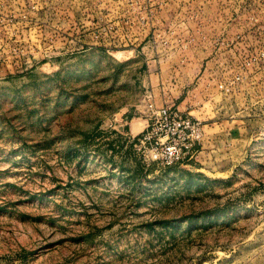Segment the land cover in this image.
Wrapping results in <instances>:
<instances>
[{
	"label": "rangeland",
	"instance_id": "obj_1",
	"mask_svg": "<svg viewBox=\"0 0 264 264\" xmlns=\"http://www.w3.org/2000/svg\"><path fill=\"white\" fill-rule=\"evenodd\" d=\"M67 8L77 26L116 10L130 42L82 45L56 14ZM40 12V44L0 28V264H264V108L245 109L248 91L264 93V0H44ZM162 29L168 94L210 102L198 156L172 167L142 162L131 141L153 68L141 57ZM236 73L238 90L220 94ZM214 101L233 113L212 124Z\"/></svg>",
	"mask_w": 264,
	"mask_h": 264
},
{
	"label": "built area",
	"instance_id": "obj_2",
	"mask_svg": "<svg viewBox=\"0 0 264 264\" xmlns=\"http://www.w3.org/2000/svg\"><path fill=\"white\" fill-rule=\"evenodd\" d=\"M70 3H74L75 0H69ZM44 4V0H31L28 4H20L19 16L14 15L13 10L1 11L2 5H0V28L4 25L8 29L13 30L14 38L11 41H17L16 31L18 27H21L24 31V41L26 44H40L44 39V19L42 18L41 10ZM76 10V9H75ZM117 15L113 18L109 17L104 23L99 20H94L91 15L83 11L84 17L79 18L77 26V18L74 9L72 11L67 8L66 11H59V16H64L67 26L66 30L80 29L82 31L83 39L80 41L82 45L92 43L112 44L115 45V41L120 37L123 38L118 43L130 42V37L127 34L128 30L125 23L128 20L122 17L119 19V13L113 10ZM32 13H38L40 15H32ZM154 13V12H153ZM90 17V18H89ZM116 18V20H115ZM118 20V21H117ZM119 21L123 22L121 25L117 24ZM53 28L59 29L61 24L52 25ZM31 31H36V35L30 34ZM66 35L65 43H70L74 40L69 39ZM151 47L154 51L153 59L159 60L157 54V43H160L165 49H168V29H162L152 33ZM136 37L133 38L135 40ZM6 45V44H5ZM4 45V46H5ZM11 45V42H8ZM29 46V45H28ZM129 52H134V48L129 49ZM4 52V47L0 50V53ZM20 52H23L20 50ZM24 54V53H23ZM34 60V55H27L26 61ZM242 81V75L236 73L229 77V79L220 81L217 84V88L224 94L232 95L237 89V85ZM248 103L245 107L247 109L251 107L253 110L264 108V93H256L248 91L246 94ZM251 111L250 109H248ZM116 124L115 121H110L107 126L113 127ZM204 121L194 118L192 115L184 113L176 107L169 104L158 105L155 103L153 94L150 89L145 91L143 96V111H142V127L135 135L134 149L142 162L144 163H158L163 167H172L184 160L195 159L199 154V148L203 147L205 139Z\"/></svg>",
	"mask_w": 264,
	"mask_h": 264
},
{
	"label": "crops",
	"instance_id": "obj_3",
	"mask_svg": "<svg viewBox=\"0 0 264 264\" xmlns=\"http://www.w3.org/2000/svg\"><path fill=\"white\" fill-rule=\"evenodd\" d=\"M151 57H152V55H146L145 54V56L141 57V61L145 62V63L147 62L149 66L153 67L151 69L149 68L144 73V78L146 76L149 77V84L147 85L146 89L149 88L151 90L155 103L158 105L169 104V105L176 107L177 109H179L180 111H182L184 113L192 115L196 119H199L202 121L209 120L208 118L210 117V115L207 112V110L209 109L208 103H210V102H208V100L205 97H202V99L199 100L202 102L198 103V105L195 106V105H193V104H195L194 102L188 101L184 97L183 98L178 97L176 99L172 98L171 95L168 94V60H166V61L154 60V59H151ZM36 69H37L36 65H32L29 70L26 69L25 73L30 74L32 72H35ZM220 94H223L224 96H229V94L226 95L222 92H220ZM214 102L212 103V108L214 109V110H212V113H213L212 116L215 118V120L212 121V124L216 123L215 121L218 118L216 114L219 111H221L222 108H226L225 111L230 110L231 111L230 113H233L232 112L233 110L231 109V105H230V107H228L227 105H220L219 107H217L218 104H220V103L217 101H214ZM195 107H196V109H195ZM245 109H247V107H245ZM248 109H250L252 111L251 107H249ZM194 110L197 111L198 114H201L202 118H198V117L194 116L192 113ZM229 116H230L231 120L229 121L228 125L229 124L232 125L231 126L232 130H234V129H236L237 126L240 125V120H238L237 115H235V114H232ZM138 118H141V122H142V113L140 114V116ZM234 124H236L237 126H234ZM109 128L111 130L114 128H117V123L113 127H109ZM232 130H227V132L225 134L229 135L230 131H232ZM137 133H138V131L135 133L131 132V134H132L131 135L132 136L131 141L134 142L135 135ZM232 138H233V135H231V134L229 137H226L227 140H232Z\"/></svg>",
	"mask_w": 264,
	"mask_h": 264
}]
</instances>
